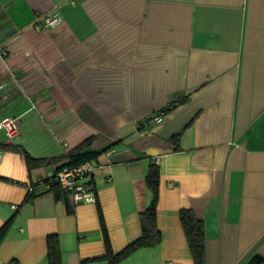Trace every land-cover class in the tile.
I'll list each match as a JSON object with an SVG mask.
<instances>
[{
  "label": "crops",
  "instance_id": "obj_1",
  "mask_svg": "<svg viewBox=\"0 0 264 264\" xmlns=\"http://www.w3.org/2000/svg\"><path fill=\"white\" fill-rule=\"evenodd\" d=\"M47 14L61 25L36 31ZM1 84L11 144L45 158L92 139L114 252L140 237L158 165L161 242L120 264H193L182 209L204 224L207 264H264V0H0ZM55 168L29 177L0 150V227L13 217L0 264H47L48 234L61 264H107L88 261L104 253L96 202L29 196Z\"/></svg>",
  "mask_w": 264,
  "mask_h": 264
},
{
  "label": "trees",
  "instance_id": "obj_2",
  "mask_svg": "<svg viewBox=\"0 0 264 264\" xmlns=\"http://www.w3.org/2000/svg\"><path fill=\"white\" fill-rule=\"evenodd\" d=\"M91 141L92 139L85 141L64 155L45 158L33 157L21 145L5 144L0 142V150L18 153L21 156L28 176L30 177L31 172L36 169L56 167L55 170H57L63 165L71 166L83 163L85 161L95 160L98 156V153L84 151ZM171 141L175 145V149L178 150L179 137H175ZM159 176L160 174L158 165L150 160L148 172L145 178V187L150 195V201L146 209L139 215L141 235L118 252H114L112 249L103 211L96 199V212L104 246V253L103 255L89 259L88 261H105L107 264H120L123 260L130 257L138 250L144 248H153L161 242V233L157 228ZM47 180L48 179H45L42 182H47ZM31 186H33L35 190L33 192H29V196H31V194L35 195L39 189V184ZM46 191L53 192L55 199L61 198L63 200H67L65 198L66 194L54 184L46 189ZM68 212L71 213V210L69 209ZM178 216L191 253L193 264H207L204 224L195 217L191 210L182 209L179 211ZM12 223L13 217L7 219L0 227V245L7 236ZM45 243L47 264H61V251L58 235L48 234L46 236Z\"/></svg>",
  "mask_w": 264,
  "mask_h": 264
},
{
  "label": "built area",
  "instance_id": "obj_3",
  "mask_svg": "<svg viewBox=\"0 0 264 264\" xmlns=\"http://www.w3.org/2000/svg\"><path fill=\"white\" fill-rule=\"evenodd\" d=\"M62 18L57 14H47L42 16L35 23V30L42 31L54 29L60 26ZM3 85H0V90ZM165 112L160 111L157 116L150 117L149 122H161ZM18 119L16 117H7L0 121V132L3 134V143L11 144L18 135ZM99 168L96 160H89L77 165H63L54 170L47 178V182H40L39 188L48 189L51 185H56L59 189L69 196L71 207L81 204H92L96 202L97 193L95 186L91 181V175ZM33 186L28 187V192H33ZM11 209H16L11 205Z\"/></svg>",
  "mask_w": 264,
  "mask_h": 264
},
{
  "label": "rangeland",
  "instance_id": "obj_4",
  "mask_svg": "<svg viewBox=\"0 0 264 264\" xmlns=\"http://www.w3.org/2000/svg\"><path fill=\"white\" fill-rule=\"evenodd\" d=\"M58 27H56V28H54V29H57ZM53 29H48V30H44V31H46V32H48V33H51L50 31H52ZM54 31V30H53Z\"/></svg>",
  "mask_w": 264,
  "mask_h": 264
}]
</instances>
